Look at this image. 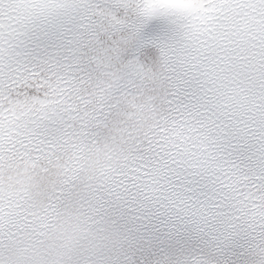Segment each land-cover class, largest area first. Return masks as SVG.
Instances as JSON below:
<instances>
[{"label":"snow or ice","instance_id":"obj_1","mask_svg":"<svg viewBox=\"0 0 264 264\" xmlns=\"http://www.w3.org/2000/svg\"><path fill=\"white\" fill-rule=\"evenodd\" d=\"M0 264H264V0H0Z\"/></svg>","mask_w":264,"mask_h":264}]
</instances>
